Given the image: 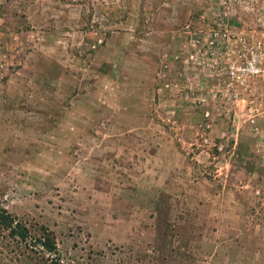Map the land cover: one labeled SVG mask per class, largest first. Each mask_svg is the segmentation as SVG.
<instances>
[{
    "label": "rangeland",
    "instance_id": "rangeland-1",
    "mask_svg": "<svg viewBox=\"0 0 264 264\" xmlns=\"http://www.w3.org/2000/svg\"><path fill=\"white\" fill-rule=\"evenodd\" d=\"M0 207V264H264V0H0Z\"/></svg>",
    "mask_w": 264,
    "mask_h": 264
},
{
    "label": "trees",
    "instance_id": "trees-1",
    "mask_svg": "<svg viewBox=\"0 0 264 264\" xmlns=\"http://www.w3.org/2000/svg\"><path fill=\"white\" fill-rule=\"evenodd\" d=\"M0 224L10 230L11 234H16L22 239L26 238L28 235L27 228L21 224L15 216L7 212L4 208L0 207ZM41 238V237H40ZM41 246L48 252L55 253L56 245L53 239L49 236H43L40 240ZM47 264H60L59 261L52 259Z\"/></svg>",
    "mask_w": 264,
    "mask_h": 264
},
{
    "label": "built area",
    "instance_id": "built-area-1",
    "mask_svg": "<svg viewBox=\"0 0 264 264\" xmlns=\"http://www.w3.org/2000/svg\"><path fill=\"white\" fill-rule=\"evenodd\" d=\"M255 65H256L255 62L249 63V67H251L250 70L254 71Z\"/></svg>",
    "mask_w": 264,
    "mask_h": 264
}]
</instances>
